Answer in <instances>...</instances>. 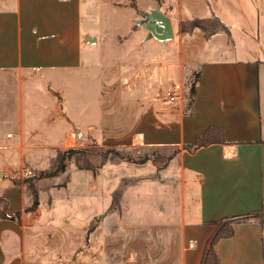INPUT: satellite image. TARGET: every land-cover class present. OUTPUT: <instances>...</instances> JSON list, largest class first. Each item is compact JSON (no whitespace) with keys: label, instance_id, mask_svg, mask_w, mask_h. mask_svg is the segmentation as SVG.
Returning a JSON list of instances; mask_svg holds the SVG:
<instances>
[{"label":"crops","instance_id":"1","mask_svg":"<svg viewBox=\"0 0 264 264\" xmlns=\"http://www.w3.org/2000/svg\"><path fill=\"white\" fill-rule=\"evenodd\" d=\"M96 1L110 7L120 4V0ZM82 3L83 0H0V196L10 202L9 214L22 211L18 220L0 218V264H62V218L56 219L52 209L43 211L41 203L35 210L26 211L16 178L9 188H2V182L12 167L9 154L25 151L28 146L27 159L31 161L35 154L64 149L68 136L82 130L68 128L64 120L69 114L63 109L67 75L76 79L82 73L88 66L84 52L91 53L92 46L101 40L98 34L92 37L84 29ZM151 9L155 7L145 11ZM240 12L243 23L213 13L230 26L229 33L219 32L210 38L200 30L184 34L194 44H204L209 49L200 67L201 78L191 111L183 102L174 105L144 101L143 111L131 130L132 143L150 149L194 143L212 126L225 131V144H212L194 153L181 149L166 163L169 165L174 158L179 161L177 179L187 189L183 200L188 193L197 204L190 221L181 219L176 224L178 221L171 220L176 226H167L177 240L175 264H201L206 243L216 229L215 221L261 210L264 204V0L256 3L250 17ZM248 17L253 18L252 23H248ZM89 37L96 38V43L88 42ZM107 71L103 68V73ZM107 80L104 76L103 83ZM41 83L49 86L47 97L54 99L51 119H62L60 144L36 122L25 123L24 109L29 102L31 106L34 103L31 99L36 85ZM51 83L57 84V90L50 88ZM159 95L161 92L157 98ZM29 112L33 120L34 109ZM11 126L19 132L17 140L5 133ZM85 130L100 132L95 124ZM26 133L42 135V139L35 142ZM159 174L162 183L171 179ZM93 175L90 184L97 189ZM140 191V186L128 185L123 195L129 198ZM138 215L142 216L141 210ZM215 249L221 264H264V224L254 220L235 224L234 235L219 240ZM132 255L129 261L136 259L131 264L158 263L157 258Z\"/></svg>","mask_w":264,"mask_h":264},{"label":"rangeland","instance_id":"2","mask_svg":"<svg viewBox=\"0 0 264 264\" xmlns=\"http://www.w3.org/2000/svg\"><path fill=\"white\" fill-rule=\"evenodd\" d=\"M119 2V7H110L101 1L83 0L84 29L92 37L98 34L101 40L92 46L91 53L84 52L88 66L82 73L77 74L76 79L69 75L67 80L64 79L67 100L63 109L69 114L64 122L70 129H82L74 131L75 142L65 146L64 150L83 149L93 162L99 163L101 148L116 147L133 160L113 157L93 173L78 169L71 160L67 170L58 176L37 179L40 172L52 167L58 150L45 155L35 154L34 160L28 161L30 150L26 144L25 151L8 155L12 167L2 182V188H9L13 177L16 178L24 209L32 205V189L35 187L42 210L52 209L56 219L62 218V264H131L136 259L129 261L131 253L136 257L157 258V264H175L177 240L176 236L172 238L168 227L173 224L174 228L181 219L190 221L197 204L188 193L187 199L183 200L187 189L177 179L180 176L177 159L167 166L154 159L142 164L134 162L155 150L134 145L131 130L143 111L144 101L160 100L174 105L183 102L184 106L187 102V95L209 49H205L204 44H194L191 37L185 36L181 30L182 22L220 13L227 20L243 23L240 11L250 17L259 0ZM150 7L160 8L171 19L173 40L163 43L154 38L147 39V30L137 22L143 19L140 13ZM249 17L248 23H252L255 16ZM101 67L108 69V73H103ZM104 76L108 78L105 84ZM46 86L42 83L36 85L31 99L34 103L31 106L29 102V107L24 109L27 114L25 123L36 122L44 133L52 134L51 138L60 144L63 140L62 119H51L54 99L47 97ZM50 88L57 90V84L51 83ZM159 92L161 95L157 98ZM169 92L174 94L175 101L169 100ZM33 109L35 118L30 120L32 114L29 111ZM90 124L99 125L102 135L87 132L85 129ZM7 129L5 133L9 132L12 140H17V128L11 126ZM26 135L35 142L42 139V135ZM28 171L32 173L28 174ZM159 173L169 175L171 179L162 183ZM92 174L97 189L90 184ZM2 176L0 173V180ZM31 178L37 180L33 182ZM128 185L140 186L142 191L125 198L123 191ZM119 190L122 192L119 206L110 210ZM140 210L142 216L138 215ZM171 220L178 222L174 224ZM91 226L94 229L90 233Z\"/></svg>","mask_w":264,"mask_h":264},{"label":"trees","instance_id":"3","mask_svg":"<svg viewBox=\"0 0 264 264\" xmlns=\"http://www.w3.org/2000/svg\"><path fill=\"white\" fill-rule=\"evenodd\" d=\"M181 30L185 33H192L195 30H200L205 38H210L216 33L219 32H230V26L225 24L221 18L213 14L210 17L207 18H192L190 20L183 21L181 24ZM201 78V71L197 72L196 78L191 86L190 92L187 95V102L185 104V109L188 110L192 108L194 104V100L197 94V86L198 82ZM226 141V135L225 131L222 127L212 126L207 129V131L201 135L198 136L194 143L191 144H184L183 146H176V147H163V148H151L155 151L152 154H146L141 159H135L134 162L136 163H145L146 161L150 159H154L155 162L159 164H165L168 163L175 155H177L181 149H184L188 152L194 153L198 149L202 147H206L212 144H225ZM145 148V147H141ZM150 149V148H148ZM101 150V160L99 163L93 162L92 158L89 157L88 152L84 151L80 148H70L68 150L59 149L57 151L56 158L53 162L52 167L48 171L40 172L39 177L37 179L42 178H52L56 177L59 174L65 172L68 167V163L71 160H74L76 163V166L80 170H90V171H96L98 168H101L105 163L114 158H118L120 160H128L132 161V157L126 156L122 154V152L117 149L116 147L108 148L107 150H104L103 148ZM161 150V151H158ZM98 154V152H96ZM37 179L31 178V181H36ZM16 186H19V183H15ZM34 184L31 182V187H33ZM32 195H33V203L32 205L26 209V211L35 210L39 205V198H38V191L34 187L32 189ZM122 195L121 190L115 193L114 195V201L110 205V210L115 209L119 206V199ZM10 202L7 198L0 196V218L1 219H11V220H18L21 217L22 211L18 210L13 214H9ZM257 221L261 224H264V204L261 210L251 212L246 215H240V216H227L224 217L218 221H215L214 224L216 226L215 231L211 235V237L208 239L201 264H221V261L218 257V254L216 252L215 246L217 242L224 238H230L234 235V226L238 223H245L250 221ZM94 229V226H91L89 229V232L91 233Z\"/></svg>","mask_w":264,"mask_h":264},{"label":"water","instance_id":"4","mask_svg":"<svg viewBox=\"0 0 264 264\" xmlns=\"http://www.w3.org/2000/svg\"><path fill=\"white\" fill-rule=\"evenodd\" d=\"M146 20H139L138 25H143L148 32L147 39H156L159 42L166 43L175 37L171 19L161 12L160 8L151 9L140 13ZM88 42L96 43L97 39L87 38Z\"/></svg>","mask_w":264,"mask_h":264},{"label":"built area","instance_id":"5","mask_svg":"<svg viewBox=\"0 0 264 264\" xmlns=\"http://www.w3.org/2000/svg\"><path fill=\"white\" fill-rule=\"evenodd\" d=\"M177 89H178V87H177ZM168 98H169L170 101H175L176 100V97L174 96V94H172L170 92L168 93ZM188 111L190 112L191 110L189 109ZM27 173L28 174H31L32 172L31 171H28Z\"/></svg>","mask_w":264,"mask_h":264},{"label":"bare ground","instance_id":"6","mask_svg":"<svg viewBox=\"0 0 264 264\" xmlns=\"http://www.w3.org/2000/svg\"><path fill=\"white\" fill-rule=\"evenodd\" d=\"M75 142V135L74 134H70L68 136V140H67V143L68 144H73Z\"/></svg>","mask_w":264,"mask_h":264},{"label":"flooded vegetation","instance_id":"7","mask_svg":"<svg viewBox=\"0 0 264 264\" xmlns=\"http://www.w3.org/2000/svg\"><path fill=\"white\" fill-rule=\"evenodd\" d=\"M143 20H146L145 18H143Z\"/></svg>","mask_w":264,"mask_h":264}]
</instances>
